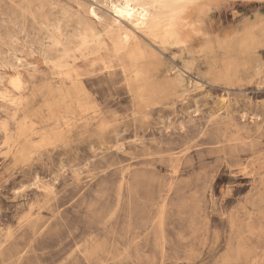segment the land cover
<instances>
[{"label":"rangeland","instance_id":"obj_1","mask_svg":"<svg viewBox=\"0 0 264 264\" xmlns=\"http://www.w3.org/2000/svg\"><path fill=\"white\" fill-rule=\"evenodd\" d=\"M189 3L0 0V264H264V0Z\"/></svg>","mask_w":264,"mask_h":264},{"label":"bare ground","instance_id":"obj_2","mask_svg":"<svg viewBox=\"0 0 264 264\" xmlns=\"http://www.w3.org/2000/svg\"><path fill=\"white\" fill-rule=\"evenodd\" d=\"M183 1L196 4L201 0H125V7L119 8L116 13L119 17L129 20L138 31L154 37L167 38L174 36L180 27L178 6ZM127 37L126 35V40ZM114 52L119 58L124 57L128 60L133 58L131 51L128 50V42L122 39L115 43Z\"/></svg>","mask_w":264,"mask_h":264}]
</instances>
